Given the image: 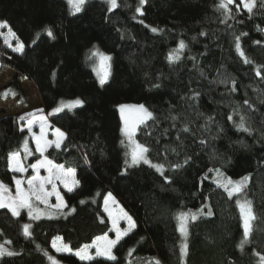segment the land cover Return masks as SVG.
<instances>
[{"label": "trees", "instance_id": "obj_1", "mask_svg": "<svg viewBox=\"0 0 264 264\" xmlns=\"http://www.w3.org/2000/svg\"><path fill=\"white\" fill-rule=\"evenodd\" d=\"M219 4L145 0L137 13L139 0H117L112 11L102 0H85L80 12L71 13L66 0H0V21L7 22L24 45L23 52H15L0 36V75L6 68L12 72L3 89L22 97L20 81L32 82L48 113L61 100L83 101L70 111L49 115L65 130L66 139L60 148L50 146L44 153L65 169H74L79 184L72 192L63 191L62 214L32 223L29 238L20 226L26 216L0 209V242L17 253L0 257V264H50L47 255L63 264H182L176 215L202 206L205 213L211 207L213 215L189 222L183 264H260L264 4L256 0L249 13L241 0H233L227 19ZM237 36L249 63L236 51ZM181 41L186 47L179 60L169 62ZM95 50L111 57L103 86L89 59ZM234 86L236 91H231ZM127 103L143 104L153 113L155 119L139 125L135 137L150 149L148 160L163 164V173L145 163L125 169L118 106ZM241 117L251 134L237 129ZM20 123L0 107V181L8 185L14 177L9 153L20 149L26 135ZM185 127L189 131H183ZM176 164L182 167L173 168ZM209 169H220L233 179L249 175L248 186L241 196L229 199L210 179ZM109 193L135 221V228L113 248L116 259L81 261L73 253L56 252L51 244L56 235L72 250L105 233L113 235L103 210ZM240 197L253 202L256 217L243 250L238 247L243 238L236 206Z\"/></svg>", "mask_w": 264, "mask_h": 264}, {"label": "snow or ice", "instance_id": "obj_2", "mask_svg": "<svg viewBox=\"0 0 264 264\" xmlns=\"http://www.w3.org/2000/svg\"><path fill=\"white\" fill-rule=\"evenodd\" d=\"M68 3L70 6H72L74 12H80L82 6L85 3V0H68ZM107 3L109 5V11H112L117 7V0H107ZM144 3L145 0H139V6L136 8L137 13L141 12V7L144 5ZM232 3L233 0H220V4L218 5L219 9H223L226 19L230 15V9L228 8V5ZM241 3L243 4L244 8L247 9L249 13H251L256 5V0H241ZM262 4H264V0H262ZM6 27L8 28L7 33L6 34L0 33V36H3L4 44L7 45L8 47H11L12 46L11 39H16V46L13 48V51L23 52L24 45L16 38L15 32H13L12 29L8 27L7 22H0V29ZM151 31L157 32V29L152 28ZM47 34L50 37L53 35L50 29L47 30ZM235 41H236L235 47L237 53L242 58H244L245 63H249L250 61L245 57V53L241 48L240 37L237 36L235 38ZM185 47L186 45L184 44L183 41H181L178 49H176L173 53L169 54L168 56L169 62H175L176 60H179L180 50L184 49ZM93 55L94 56L99 55L100 58V68L102 71L97 72V75L99 77L100 85L103 86L107 82L108 77L110 75L109 72L110 65L107 62L111 60V57L96 52H94ZM256 74L257 76L261 75L259 69H257ZM235 83H236L235 80H233V85H235ZM231 91H236L235 86L231 89ZM244 103L248 104V101L245 100ZM82 104L83 101L79 99L75 101H69L67 103H62L59 107L53 110V113L60 112L65 108L71 110L72 108ZM119 109L121 113V119L124 121V126L122 127L121 131L127 136L129 143L131 145V152H130L131 159L130 161L126 159L125 164L130 167L140 163L141 161H143L144 163H150L146 155L150 151V149L147 148L145 145L134 141L133 136L139 125L146 126V122L148 120L155 119L153 113L150 112L143 104L120 105ZM129 109L135 110L134 115L126 116L125 114L126 110ZM37 111H42V110H37ZM25 119H27L26 127L28 129V132L33 136L35 140L36 151L39 152L41 156H43L47 147L52 146V144L54 143L56 148H60L62 142L66 139V134L62 132L59 128L55 129L54 134L56 135L57 139L54 142L48 141L45 138L47 119L43 115L36 116V113H27L24 116L20 117V120H25ZM172 119L175 120L176 117H172ZM229 119L231 120L232 117L230 116ZM209 120H211V117H209ZM37 123L40 126L39 135L33 133L32 131L33 124H37ZM236 127L238 130H243L244 132H248L249 134H251L252 129L246 127L244 117H241L240 123L237 124ZM21 131H23V127L21 128ZM183 131L187 132L189 131V129L185 127ZM201 143H204V141H201ZM23 147H24L25 158H27L28 155H32V152L28 148L27 139H25ZM172 150L175 151V149ZM189 159L190 157H186L185 163H188ZM152 166L155 167L157 171L163 173V168H164L163 164H155ZM8 167L13 172L23 173L27 170L22 164L21 156L19 152L9 153ZM30 167L36 173V175L30 177L27 180V188H24L22 186L24 182L21 179L14 178V182H15L14 195L9 190L7 185L0 182V209L7 208L11 212L12 216H20L21 214L20 210L27 209L28 215L31 219H39L40 210L36 208L33 203V201H36L44 204L45 206L52 207L56 210L57 213L62 214L66 205L63 202V197H61L60 193L56 190L55 181L56 180L61 181V183L64 184V187L67 189V191L72 192L73 189L79 184V181L75 179V170L72 168L65 169L64 165L53 164V162L47 159L46 157L37 160L36 163L31 164ZM172 167L180 168L182 167V165L176 164V165H172ZM41 168H45L49 172V175L47 177L39 176V169ZM209 171L210 172L215 171L216 176L214 177V182L218 188H223L224 192L227 194L229 199L233 198L234 196H241V194L248 186L250 179L249 175L243 176L240 178V180L234 181L231 178H226L224 174L220 171V169H214V170L209 169ZM45 184L52 185L51 192L46 190ZM53 194L57 198V203L55 205L50 206L48 204V197L52 196ZM110 199L115 204L114 198L111 196V193H109L108 196L105 197L104 211L108 213V218L112 224V231L115 232V238L114 239L109 238L108 234L105 233L101 237H96L92 245H83L81 249L76 250L74 253L81 261H91L95 257H105L108 260H115L116 257L112 254V249L123 239V237L127 236L129 232H131L132 229L135 228V223L132 220V217L129 216L128 213L125 212L122 208L119 209V215L113 214L112 210H110L108 207ZM236 206L239 209L240 219L242 221V228H243V238L240 244L238 245V247L241 250H243L244 246L247 243H249V237L253 230L252 221L256 219V217L254 215L253 202L251 200H248L246 197L236 199ZM72 211H74V209H72ZM205 214L208 216L213 215V211L211 207H208L207 213L204 212L202 206V208L195 213L188 212V213L178 214L179 231L181 232V235L183 237V241L180 246V258L182 264L184 258L188 255L187 237H188L189 221H196L198 216ZM120 220H127L128 227L121 229V227L119 226ZM30 228L31 225L28 223L23 225V234L26 238H29L31 236ZM60 239H61L60 237H56L53 240V247L56 249V251L71 253L73 250L69 245L62 244L60 246H57L56 241ZM99 241H103V244L101 245L100 243H98ZM6 243H10V242H6ZM92 246H95L96 249L95 257H93V255H91L88 252V249ZM16 254L17 253L8 250L3 244H0V257H3L5 255L12 256ZM48 259L52 261V264H58V261L54 260L53 257L49 256ZM155 264H160V262L156 260ZM260 264H264V256H260Z\"/></svg>", "mask_w": 264, "mask_h": 264}, {"label": "rangeland", "instance_id": "obj_3", "mask_svg": "<svg viewBox=\"0 0 264 264\" xmlns=\"http://www.w3.org/2000/svg\"><path fill=\"white\" fill-rule=\"evenodd\" d=\"M67 1V4H68V7H69V10L71 13H77V12H74V9L72 8V6L69 5L68 3V0ZM104 2H106L108 8H109V5L107 3V0H102ZM2 22V21H0ZM8 31V28H2L0 29V33H4L6 34ZM3 37V36H2ZM11 48H14L16 46V39H11ZM175 51V50H174ZM173 51V52H174ZM96 52V53H99V54H103V55H106V56H109V54L105 53V52H102V51H93L92 53H90L89 55V59H90V62H91V66H92V71L94 73V76L95 78L97 79V81L99 82V77L97 75V72H100L102 71L101 68H100V58H99V55H93V53ZM109 64V61L107 62ZM95 69V70H94ZM12 75V72L10 70H8L7 68L4 69L0 75V89H1V94H0V107L3 108L4 110V113L7 114V115H13L15 117L18 118V120H20V117L21 116H24L25 114L27 113H36V116H40V115H43L46 117L47 119V127H46V139L48 141H52L54 142L57 137L56 135L54 134L55 133V129L59 128L62 132H65L64 129L60 128L58 125L54 124L51 122L50 120V114H53V111H51V113H48L44 110L43 108V105H42V102L39 98V95H38V92L34 86V84L28 80H21L20 81V86H21V89H22V97H18L16 95H14L13 93H11V90L10 89H3L8 83H9V80H10V77ZM77 99H72V100H61L59 106L62 104V103H67L69 101H75ZM121 105H139V104H131V103H127V104H121ZM58 106V107H59ZM79 106V105H78ZM120 106V105H119ZM119 106H118V113H119V117H120V120H121V125L122 127L124 126V121L121 119V113H120V109H119ZM75 108V107H74ZM73 109V108H72ZM37 110H42V111H37ZM64 111H70L69 109L65 108L63 109ZM62 110V112H63ZM134 111L135 110H126V116H132L134 115ZM58 113V112H57ZM20 124H21V128L23 127V129L26 131V135L23 139V142H22V145L20 147L19 150L15 151V152H19L20 153V156H21V161H22V164L24 165V167L27 169L25 172L23 173H20V172H13L14 173V177H13V183L11 185H8L2 181L3 184L7 185L9 190L12 192V194L14 195L15 194V182H14V178L15 179H21L24 183H23V187L24 188H27V180L36 175V173L31 169L30 165L31 164H34L36 163L37 160H40V159H43L44 157H46L44 154L43 156H41V154L39 152L36 151V144H35V140L33 138V136L28 132V129L26 127V124H27V119L25 120H20ZM138 128V127H137ZM137 130V129H136ZM32 131L33 133L39 135L40 133V126L39 124H33L32 126ZM123 134V142H124V145H125V160H129L131 159L130 157V152H131V145L129 143V140L127 138V136ZM25 139H27L28 141V148L29 150L32 152V155H28L27 158H25V153H24V141ZM133 140L138 142L136 137H135V134L133 136ZM52 146H55V144L53 143ZM48 148V147H47ZM45 153V152H44ZM47 158V157H46ZM48 159V158H47ZM50 160V159H49ZM150 161V160H149ZM53 162V161H52ZM140 163H144L143 161H141ZM53 164H56V165H59L55 162H53ZM139 164V163H138ZM145 164H148L150 166L152 165H155L154 163H152L150 161V163H145ZM137 165V164H136ZM134 166V165H133ZM129 167L125 164V169ZM131 167V166H130ZM153 167V166H152ZM9 168V167H8ZM155 170L156 168L153 167ZM10 170V169H9ZM11 171V170H10ZM157 171V170H156ZM224 176L226 178H230L229 176H227L222 170H220ZM159 172V171H158ZM49 175V172L45 169V168H41L39 169V176L40 177H47ZM216 176V173L215 171H212V174L210 176V179L214 182V177ZM246 176V175H245ZM75 179H76V176H75ZM232 180H240V178L238 179H233L231 178ZM55 184H56V190L60 193V196L63 197V191H67V189L64 187V184L61 183V181L59 180H56L55 181ZM45 188L47 191L51 192L52 191V185L51 184H45ZM76 188V187H75ZM240 198H243V197H240ZM63 202L65 203L64 201V198H63ZM34 205L36 208H38L40 211H39V215H40V218H50V217H54L57 212L54 208L52 207H49V206H45L44 204L42 203H39V202H36V201H33ZM57 203V198L56 196L53 194L52 196L48 197V204L51 206V205H55ZM112 200L110 199L109 200V204L108 206H110L112 204ZM104 205H105V201H104ZM122 208L125 212L128 213L129 216L130 213L124 208V207H120L119 206V209ZM65 209V208H64ZM119 209L114 213V215H119ZM198 210H195V209H191V210H188V212H197ZM21 214H24L26 216V222H22L20 223V226H21V229L23 231V225L28 223L32 226V223L36 220H39V219H31L28 215V210L27 209H21L20 210ZM188 212H185V213H188ZM180 214V213H179ZM14 217H19V216H14ZM132 217V216H131ZM199 217V216H198ZM132 220L134 221L133 217H132ZM110 221V220H109ZM176 221H177V228H178V232L180 233V246H181V243L183 241V237L181 235V232L179 231V220H178V214L176 215ZM190 222V221H189ZM111 223V221H110ZM135 223V221H134ZM119 226L121 227V229H124V228H127L128 227V222L127 220H120L119 221ZM111 228H112V224H111ZM30 231H31V228H30ZM113 232V235L109 236V238H112L114 239L115 238V232ZM103 236V235H101ZM101 236H97V237H101ZM56 237H60L59 235H56L53 237L52 239V247H53V240L54 238ZM61 238V237H60ZM96 238V237H95ZM94 238V239H95ZM93 239V241H94ZM93 241L90 242L89 244H85V245H92L93 244ZM98 243H100L101 245L103 244V241H99ZM0 244H3L5 247H6V244L5 243H2L0 242ZM56 244L57 246H60L62 244H66L62 241V239L60 240H57L56 241ZM82 247V246H81ZM81 247L79 249H81ZM53 249L56 251V249L53 247ZM77 249V250H79ZM76 250H73L71 253H75ZM95 246H92L88 249V252L93 255V257H95ZM57 252V251H56ZM58 253H69V252H58ZM112 254H113V249H112ZM75 255V254H74ZM48 257L51 256L53 257L52 255H47ZM105 258V257H104ZM54 260H56L54 257H53ZM50 261V260H49ZM57 261V260H56ZM50 264H52V261H50ZM58 264H63L61 262L58 261Z\"/></svg>", "mask_w": 264, "mask_h": 264}, {"label": "crops", "instance_id": "obj_4", "mask_svg": "<svg viewBox=\"0 0 264 264\" xmlns=\"http://www.w3.org/2000/svg\"><path fill=\"white\" fill-rule=\"evenodd\" d=\"M64 133L66 134V132H64ZM76 187H77V186H76ZM112 197H113V196H112ZM113 198H114V197H113ZM114 200H115V204L112 203L110 206H108L109 209L112 210L113 214L119 209V206H120V204L116 201L115 198H114ZM104 201H105V199H104ZM103 207H105V205H103ZM120 207H122V206H120ZM103 210H104V209H103ZM105 214L108 215V213H106V212H105Z\"/></svg>", "mask_w": 264, "mask_h": 264}]
</instances>
